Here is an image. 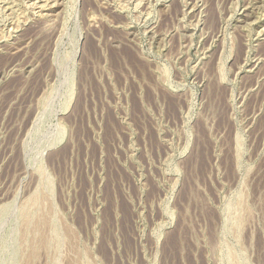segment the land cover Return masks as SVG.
Returning a JSON list of instances; mask_svg holds the SVG:
<instances>
[{"label": "rangeland", "instance_id": "rangeland-1", "mask_svg": "<svg viewBox=\"0 0 264 264\" xmlns=\"http://www.w3.org/2000/svg\"><path fill=\"white\" fill-rule=\"evenodd\" d=\"M0 264H264V0H0Z\"/></svg>", "mask_w": 264, "mask_h": 264}, {"label": "bare ground", "instance_id": "bare-ground-1", "mask_svg": "<svg viewBox=\"0 0 264 264\" xmlns=\"http://www.w3.org/2000/svg\"><path fill=\"white\" fill-rule=\"evenodd\" d=\"M11 3V2H10ZM13 3V2H12ZM44 8V7H43Z\"/></svg>", "mask_w": 264, "mask_h": 264}]
</instances>
